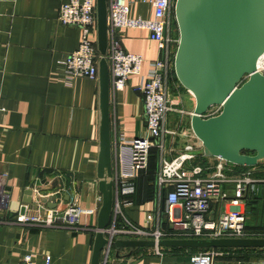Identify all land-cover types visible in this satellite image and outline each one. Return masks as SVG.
<instances>
[{
	"label": "crops",
	"instance_id": "1",
	"mask_svg": "<svg viewBox=\"0 0 264 264\" xmlns=\"http://www.w3.org/2000/svg\"><path fill=\"white\" fill-rule=\"evenodd\" d=\"M66 1L0 0V172L6 173L9 188L7 208L0 210V217L6 219L14 218L23 203L24 190L35 181L46 208L55 206L47 198L52 200L50 194L58 189L63 194L57 206L60 209L68 203L82 207L97 204L98 82L85 77L68 79L59 71L57 60L73 51L81 38L78 27L57 20L58 8ZM130 16L150 18L152 7L131 0ZM117 35L122 48L141 55L143 61L139 73L130 75L122 90L110 92L111 141L114 130L125 139L145 135L142 95L134 87L146 76L150 62L160 56L157 43L149 39L145 29L120 28ZM175 79L172 74L168 85ZM169 98L178 101L177 107L187 115L192 111L194 100L186 108L177 94L169 91ZM184 117L170 112L167 118L169 128L180 124L184 129L176 137L177 152L188 141L198 146L189 166L214 164L215 157L199 153L201 143ZM177 152L166 156L172 158ZM231 167L246 170L245 166ZM248 169L262 175L264 165ZM152 182L150 163L133 180L135 191L125 209L140 226L145 225V215L154 207L152 199L147 200L151 191L155 194ZM262 192V205L245 207L252 231L264 229L257 222L258 218L264 221V186ZM87 221L92 224L96 218L81 219L82 223ZM94 235L90 230L0 223V264L17 262L27 254L39 263L50 255L51 264H90ZM159 247L161 254L153 247L118 250L112 246L107 264H191L190 255L195 252L192 247ZM215 251L218 253L211 264H264V248Z\"/></svg>",
	"mask_w": 264,
	"mask_h": 264
},
{
	"label": "built area",
	"instance_id": "2",
	"mask_svg": "<svg viewBox=\"0 0 264 264\" xmlns=\"http://www.w3.org/2000/svg\"><path fill=\"white\" fill-rule=\"evenodd\" d=\"M151 5L150 18L130 16L131 0H107L108 47L105 56L109 69L110 92L120 91L127 84L128 77L138 74L143 58L139 54L125 51L119 41L120 28L145 29L150 40L157 43L160 56L152 60L146 76L134 89L141 93L145 126L144 136L125 139L115 133L111 141V164L113 183V207L110 223L102 230L108 242L101 251L99 264H107L112 249L111 242L117 238L154 240L156 254H161L157 242L161 239H212L264 237V231H252L245 227L247 221V200L261 192L264 175L252 171L235 170L232 164L216 158L212 165L189 166L196 154L194 143L186 141L181 150H176V137L182 134L180 124L169 128L168 114L180 116L187 112L177 107L179 102L169 98L168 81L173 74V57L178 42L174 19L175 0H139ZM57 20L62 25L76 26L81 31L78 46L57 60L60 73L65 78L85 77L97 79V62L100 55L96 47V0H67L60 4ZM256 70L264 74V53L256 63ZM244 75L242 80L247 79ZM221 110V104L210 105L201 115L214 116ZM191 112H189L190 116ZM185 134V133H183ZM186 135V134H185ZM152 148L158 152V169L155 175L154 207L145 215V225L134 223L125 209L131 204L130 196L135 188L133 180L148 167ZM177 152L167 158L171 152ZM257 165H264V162ZM7 176L0 172V210L8 204ZM39 183L27 186L33 195L30 203H21L24 211L14 218L0 217V223L28 225L35 227L64 228L70 230L97 231L96 222L82 223L85 217L96 218L101 204V195L94 206L82 207L62 202V190L50 194L54 207L46 208ZM214 249L198 251L190 255L191 264H211ZM7 264H51L46 255L41 263L31 254L24 255L17 262Z\"/></svg>",
	"mask_w": 264,
	"mask_h": 264
},
{
	"label": "water",
	"instance_id": "3",
	"mask_svg": "<svg viewBox=\"0 0 264 264\" xmlns=\"http://www.w3.org/2000/svg\"><path fill=\"white\" fill-rule=\"evenodd\" d=\"M174 19L178 42L173 70L180 85L194 98L190 128L201 143L199 153L240 166L264 162V74L256 70L264 53V0H175ZM107 31V0H96V47L100 55L96 178L101 204L90 264L100 262L108 242L102 230L110 223L113 207ZM246 74L249 76L242 80ZM215 104H221L220 112L203 118L201 115ZM32 195V189L26 188L23 203H30ZM111 245L133 250L153 247L155 242L117 238ZM157 245L264 248V237L161 239Z\"/></svg>",
	"mask_w": 264,
	"mask_h": 264
},
{
	"label": "trees",
	"instance_id": "4",
	"mask_svg": "<svg viewBox=\"0 0 264 264\" xmlns=\"http://www.w3.org/2000/svg\"><path fill=\"white\" fill-rule=\"evenodd\" d=\"M175 35L178 37V33H177V31H176V33H175ZM173 74H174V70H173ZM174 76H175V74H174ZM176 78V77H175ZM157 159H158V152H157V149H155V148H152L151 150H150V154H149V161H148V164L150 165V163H151V171H152V179H153V182H155V175H156V171H157ZM148 165V166H149ZM148 168V167H147ZM245 168V167H244ZM147 170V169H146ZM145 171V170H144ZM143 172V171H142ZM142 172H140V173H142ZM262 173V175H264V171L263 172H261ZM140 175V174H139ZM138 175V176H139ZM152 182V184H151V186L153 187L154 185V183ZM262 194H263V192L261 193V192H259L256 196H253V197H251L250 199H248L247 200V205L249 204V207H251V205L252 206H254L255 208L257 207V204H259V205H262V203L260 202L259 203V200H260V198L262 197ZM131 199V198H130ZM147 199V198H146ZM152 199V201L154 200V193H152V191H151V193H150V196H149V198L147 199L148 201H150ZM154 202V201H153ZM257 203V204H256ZM254 204V205H253ZM261 222H262V220H260ZM260 224V223H259ZM259 224L257 225V226H259ZM262 226V225H261ZM245 227L248 229V230H250V226H249V224H248V217H247V221H246V224H245ZM260 228H264V227H260ZM259 227H258V229H260ZM257 231H264V230H262V229H260V230H257ZM207 249H211V248H195L194 249V251L195 252H198V251H203V250H207ZM212 249H217V248H212ZM194 252V253H195Z\"/></svg>",
	"mask_w": 264,
	"mask_h": 264
},
{
	"label": "rangeland",
	"instance_id": "5",
	"mask_svg": "<svg viewBox=\"0 0 264 264\" xmlns=\"http://www.w3.org/2000/svg\"><path fill=\"white\" fill-rule=\"evenodd\" d=\"M168 87H169L168 90L170 91V93H172V95L177 94L179 98L182 97V106H184L186 108L190 107L191 102H192L191 100H194V98L185 88H183L180 85V83L178 82L177 79L174 80L173 84L168 85ZM184 116H185L184 117L185 123L188 127V126H190V119H189L190 116L187 114ZM185 123H184V125H185ZM238 166H240V165H238ZM249 167L250 166H245V168H247V169ZM256 218H258V217H256ZM256 218H255V220H257ZM252 222H254V220ZM257 222L260 223L262 226H264V221L261 222L259 218H258ZM262 230H264V229H262Z\"/></svg>",
	"mask_w": 264,
	"mask_h": 264
}]
</instances>
